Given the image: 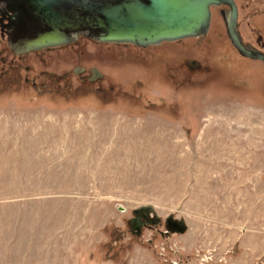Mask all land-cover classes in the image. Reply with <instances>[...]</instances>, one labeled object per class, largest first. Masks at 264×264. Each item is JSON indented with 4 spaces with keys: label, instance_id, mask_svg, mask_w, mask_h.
<instances>
[{
    "label": "rangeland",
    "instance_id": "obj_1",
    "mask_svg": "<svg viewBox=\"0 0 264 264\" xmlns=\"http://www.w3.org/2000/svg\"><path fill=\"white\" fill-rule=\"evenodd\" d=\"M192 48L221 63L216 79L106 61L102 90L75 77L59 91L0 87V264H264V66L224 57L221 38ZM142 204L162 222L130 232ZM172 213L185 232L163 231Z\"/></svg>",
    "mask_w": 264,
    "mask_h": 264
},
{
    "label": "flooded vegetation",
    "instance_id": "obj_2",
    "mask_svg": "<svg viewBox=\"0 0 264 264\" xmlns=\"http://www.w3.org/2000/svg\"><path fill=\"white\" fill-rule=\"evenodd\" d=\"M256 1L260 5L254 10H248L246 13L241 0H223L220 3L212 4V17L209 29L206 33L196 36L161 40L149 44H137L132 41L102 40L98 38V33L100 32L98 26H83L75 29H66V33L71 37L63 43L48 44L30 50H20L18 49L20 42L22 39H26V36H30L35 32L36 24L34 20H30L31 18L28 15L22 16V9L20 10L19 6L13 5L11 0H1L0 87H5L9 83L19 85L18 81L22 79L24 84L31 89L33 88L34 91H59L60 89H57V87L60 86L61 81L69 85L70 77H75L79 83H98V88L100 87L102 90L101 84L112 77L103 68L105 66L103 62L106 61L108 64L121 63V66L157 61L160 70L166 76H205L210 80L216 79L223 70L221 63L217 62L211 55L209 56L202 52L193 54L186 52L190 51V44L193 45V48L200 50L207 45H214L218 38H221L226 46L225 52L222 53L224 57H229L228 50H230L239 60L249 59L252 63L264 66V58L259 56V53L264 54V27L262 26L264 23L261 21V17L258 18L259 22L252 20L254 15L264 14V0ZM234 4L236 7H234ZM235 13L236 27H234L235 31H233L231 22ZM218 20L219 22H216ZM245 24L250 27L251 33L245 30ZM237 36L244 45V49L237 44ZM88 43L93 44L96 49L93 53L98 56H87V47H90ZM73 44L78 45L73 64L69 67H60V70L56 69L52 61L63 56L56 54V52ZM167 46H173L171 54H167L170 49ZM193 48L192 51L194 50ZM172 50H178L179 52L173 53ZM44 52H48L53 58L45 59L42 55ZM29 56L31 57L30 59ZM61 58L64 61H68L65 56ZM35 59L41 62V69L36 67ZM97 59L98 63L93 62ZM69 63L71 64L70 59ZM125 69L122 67L117 73L127 74L130 71L133 72L132 67L128 70ZM10 73L12 78L9 79L7 76ZM39 75L44 78V81L37 83ZM116 82L120 83L118 80ZM233 84L243 88L249 86L245 77H240L238 80L234 78ZM110 87L113 88V85ZM132 217L131 215L129 218H125L130 232L138 233L143 228H149L152 224L162 222L161 218H157L153 211L148 213L142 210L140 218L130 220Z\"/></svg>",
    "mask_w": 264,
    "mask_h": 264
},
{
    "label": "water",
    "instance_id": "obj_3",
    "mask_svg": "<svg viewBox=\"0 0 264 264\" xmlns=\"http://www.w3.org/2000/svg\"><path fill=\"white\" fill-rule=\"evenodd\" d=\"M1 1V0H0ZM36 24L35 32L20 42V50L63 43L71 36L66 29L98 26L102 40L132 41L149 44L206 33L212 17L211 5L223 0H11ZM15 1V3H14ZM234 7L236 5L234 4ZM236 13L231 27L235 31ZM33 22V23H34ZM235 35V34H234ZM239 47L244 45L236 38ZM264 58V54L259 53ZM122 205H119L120 209ZM142 210L153 211L151 204L132 209V219ZM165 232H185V217L173 213L165 217Z\"/></svg>",
    "mask_w": 264,
    "mask_h": 264
}]
</instances>
